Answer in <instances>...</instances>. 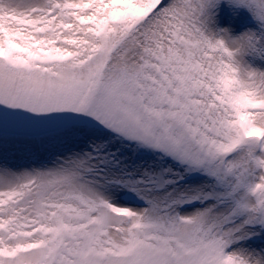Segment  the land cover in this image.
<instances>
[{
  "label": "snow or ice",
  "instance_id": "6c2138e0",
  "mask_svg": "<svg viewBox=\"0 0 264 264\" xmlns=\"http://www.w3.org/2000/svg\"><path fill=\"white\" fill-rule=\"evenodd\" d=\"M0 264H264V0H0Z\"/></svg>",
  "mask_w": 264,
  "mask_h": 264
}]
</instances>
